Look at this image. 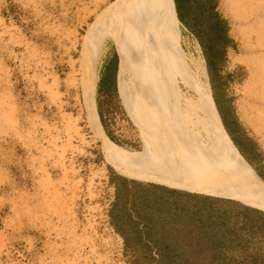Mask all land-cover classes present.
Returning a JSON list of instances; mask_svg holds the SVG:
<instances>
[{
  "label": "rangeland",
  "instance_id": "374dc122",
  "mask_svg": "<svg viewBox=\"0 0 264 264\" xmlns=\"http://www.w3.org/2000/svg\"><path fill=\"white\" fill-rule=\"evenodd\" d=\"M118 1L0 0V264H130L107 219L108 174L109 169L116 170L93 136L78 90L65 84L67 74L78 76L87 42L109 29ZM168 1L162 0V5L175 27L174 50L188 68L200 60L208 80L198 41L181 27ZM256 1L261 2L257 12L238 20L227 0H218L217 10L234 41L219 71L236 117L264 160L258 93L250 92L253 75L242 62L263 56L264 0L234 5L248 14ZM123 15L116 17L126 29L128 18ZM101 47L93 64L95 83L102 68ZM112 48L123 66L117 85L115 77L117 96L108 93L97 99L104 126L119 143L111 140L118 150L147 157L137 167H154L164 137H184L179 131L189 133L193 119L202 122V114L198 105L195 117L190 112L193 104L182 97V86L177 98L165 97L157 103L138 95L139 90L129 87L120 46L119 55L114 42ZM144 72L139 69V77L147 82ZM182 75L188 81L190 68ZM193 95L198 100L195 91ZM98 124L103 131L99 119Z\"/></svg>",
  "mask_w": 264,
  "mask_h": 264
},
{
  "label": "bare ground",
  "instance_id": "6f19581e",
  "mask_svg": "<svg viewBox=\"0 0 264 264\" xmlns=\"http://www.w3.org/2000/svg\"><path fill=\"white\" fill-rule=\"evenodd\" d=\"M237 1L244 0H227V4L232 8L234 18L238 20L248 19L252 11L257 12L261 3L256 1L254 5L251 4L248 14H245L235 7ZM119 13H124L128 18L123 15L129 23L126 29H122L124 27L116 17ZM112 17L107 32L87 42L77 70L78 76L75 78L67 74L65 78L68 87L78 90L77 99L89 121L91 131L94 132V138L101 141L106 153L120 167L134 176L193 192L239 199L264 209V181L243 159L226 134L215 109L201 61L195 60L191 67L189 66L192 76L188 81L183 78L182 72L189 68L174 50L177 42L175 27L168 9L162 5V0H119ZM240 32L243 36L247 35L243 29H240ZM104 36H108L120 46L129 87L139 90L138 95H147L151 103H157L161 98H177L182 86L185 89L181 92L182 97L187 103L193 104L190 112L195 117L198 105L202 114V122H196L194 118L186 130L196 136L189 135L184 128L179 131L184 137L175 138L165 134L160 153L156 152V148L153 151V155L156 152L155 159L158 162L154 167H137L138 161L147 157L118 150L99 127L94 102L96 74L93 64ZM245 47L248 48L249 45ZM246 60L242 62L248 64L253 75L250 92L258 93L255 95L258 96L257 106L262 116L259 118L258 129H262L264 50L262 57H249ZM141 68L148 74L147 82L139 77ZM146 75L143 76L147 77ZM189 91L192 94H189ZM193 91L198 95V100ZM197 123L200 126H197Z\"/></svg>",
  "mask_w": 264,
  "mask_h": 264
},
{
  "label": "trees",
  "instance_id": "16d2710c",
  "mask_svg": "<svg viewBox=\"0 0 264 264\" xmlns=\"http://www.w3.org/2000/svg\"><path fill=\"white\" fill-rule=\"evenodd\" d=\"M168 2L181 27L194 34L204 56L213 53L222 62L223 47L233 42L227 35L226 20L217 10L218 0ZM118 62L113 51L112 58L99 71L96 92L103 90L117 96L115 72L117 70L120 74L122 70L120 56ZM100 123L106 136L119 144L107 131L101 117ZM103 155L119 173L129 176L108 160L104 152ZM108 183L114 189L119 185L159 189L161 193L154 194V197L169 203L167 206L155 205V208L170 210L172 215L169 220L161 221L160 241L122 242L130 264H264V210L231 198L189 193L162 184L127 179L112 169H109Z\"/></svg>",
  "mask_w": 264,
  "mask_h": 264
},
{
  "label": "crops",
  "instance_id": "0c3cea01",
  "mask_svg": "<svg viewBox=\"0 0 264 264\" xmlns=\"http://www.w3.org/2000/svg\"><path fill=\"white\" fill-rule=\"evenodd\" d=\"M117 5V4H116ZM116 7V6H115ZM110 11V10H109ZM114 11V10H113ZM113 14V13H112ZM105 16V15H104ZM106 33V32H105ZM105 33H98L92 36H100L104 35ZM227 35L229 38L233 41L232 37L227 32ZM116 49L119 54V49L117 43H115ZM102 45L100 51H101V67L104 66V64L112 58L113 51H115L112 48L113 42L111 39L104 38L102 39V42L100 43ZM224 49V55L223 59L227 57V51L229 49H233V43L231 45H225L223 47ZM116 53V51H115ZM117 55V54H116ZM207 57L210 58V61L207 60ZM206 56H204L205 64L207 65V75H208V83L210 88V94L214 102L215 109L217 111V114L220 118L221 124L232 141L234 147L239 152V154L243 157V159L252 167L254 172L264 181V160L261 158L260 153L256 147L255 141L250 137L248 132L243 128L240 121L235 115V112L232 108V102L229 98L228 94L224 93L223 87H224V80L220 75L219 69H217L218 66L221 67L222 62L218 61L217 57L213 53H210ZM121 58V57H120ZM119 61V58H118ZM225 62V59L223 60ZM119 63V62H118ZM221 63V64H220ZM208 66H212L211 68H208ZM116 68L118 69V64H116ZM127 74V72H126ZM116 76V85H117V70L115 72ZM128 79V78H127ZM116 88V87H115ZM99 93V96L97 98H94L95 102V108L97 112V116L100 122V117L103 119L102 111L100 110L97 102L98 98H103L108 96V92L106 91H100L96 92V83H95V89L94 94ZM220 102H223L225 106L230 110V113L236 123L240 126L242 134L246 140H249L252 143V148L254 150L253 156H246L244 155L238 146L234 143L233 139L231 138L230 134L225 129L220 112H219V104ZM142 148V147H141ZM121 171L125 172L127 175H124L122 173H119L113 166V168L117 171H114L115 174L122 175L126 177L127 179H133L136 181H142V182H152L157 184H162L168 188L183 190L185 192L189 193H200V192H193L181 188H176L169 186L165 183L152 181L149 179H143L138 176H134L130 174L128 171L120 167L118 164H116L114 161H112ZM110 185V200L108 203V224L111 227V229L115 232V234L118 236L119 240L121 242L126 243H132V244H143V243H149L152 241H160L161 237V221L162 220H169L172 215L170 214V210H164L160 207L155 208V205H164L167 206L168 202H162V200H159L160 197H154V194H160L161 191L159 189H151L146 187H137L132 185H119L117 186V189H114V186ZM205 195H210L206 193H200ZM216 197H225V196H217L212 195ZM225 198H231V197H225ZM169 200L171 197L168 198ZM235 199V198H231ZM240 202H243L239 199H235ZM243 204H247L243 202ZM250 206H254L257 208H260L264 210L261 207L247 204ZM135 247V246H133ZM138 245H136V248Z\"/></svg>",
  "mask_w": 264,
  "mask_h": 264
},
{
  "label": "flooded vegetation",
  "instance_id": "af4514ba",
  "mask_svg": "<svg viewBox=\"0 0 264 264\" xmlns=\"http://www.w3.org/2000/svg\"><path fill=\"white\" fill-rule=\"evenodd\" d=\"M219 112L225 129L230 134L240 151L246 156H253L254 150L252 148V143L244 138L240 126L236 123L230 110L223 102H220L219 104Z\"/></svg>",
  "mask_w": 264,
  "mask_h": 264
},
{
  "label": "water",
  "instance_id": "95a60500",
  "mask_svg": "<svg viewBox=\"0 0 264 264\" xmlns=\"http://www.w3.org/2000/svg\"><path fill=\"white\" fill-rule=\"evenodd\" d=\"M117 92V91H116Z\"/></svg>",
  "mask_w": 264,
  "mask_h": 264
}]
</instances>
